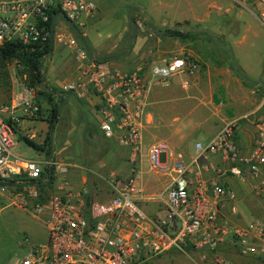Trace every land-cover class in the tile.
I'll return each mask as SVG.
<instances>
[{"label":"built area","instance_id":"2783aa9c","mask_svg":"<svg viewBox=\"0 0 264 264\" xmlns=\"http://www.w3.org/2000/svg\"><path fill=\"white\" fill-rule=\"evenodd\" d=\"M255 1L264 23V0ZM94 11V0H0V46L21 43L34 53L56 41L71 49L75 73L62 83V92L97 98L101 134L128 150L127 175L104 179L109 199L93 200L87 190L75 192L58 179L68 174L69 164L51 157L25 159L15 151L19 136L35 138L22 133V124L40 116L36 91L21 85L0 104V182L20 187L11 204L40 217L47 233L40 243L24 238L26 254L17 264H155L171 250L186 256L212 253L209 264H244L224 256L222 248L264 264V217L240 225L222 215L225 205L236 200L230 178L264 198V117L253 113L242 118L255 130L248 154L237 144L240 119L224 121L210 140L196 142L188 161L165 141L153 142L143 153L151 90L168 87L174 78L187 90L198 62L177 55L132 70L111 66L76 38L59 33V19L81 27ZM144 163L149 172L170 178L162 193H144ZM147 202L162 203L163 214L149 216L142 206ZM230 210L236 214L234 206Z\"/></svg>","mask_w":264,"mask_h":264},{"label":"rangeland","instance_id":"374dc122","mask_svg":"<svg viewBox=\"0 0 264 264\" xmlns=\"http://www.w3.org/2000/svg\"><path fill=\"white\" fill-rule=\"evenodd\" d=\"M94 4L95 11L91 17L84 19L83 26L77 29L81 35L86 34L84 40L88 51L99 60L104 58L108 63L113 61L114 66L121 70H132L141 63H162L170 57L186 55L199 65L189 79L187 90L180 87L179 78H174L168 87L151 90L148 108L151 122L143 130V153L150 143L167 141L170 138L169 125L176 124L175 119H178L184 125L183 134L188 135L187 143L193 154L196 141L207 142L224 121L249 111L241 108L238 112L234 101H228L227 89L256 90L260 97L263 96L258 82L264 84V23L256 18H259L256 1L94 0ZM57 24L62 26L59 33L65 38H76L65 20L59 19ZM186 28L199 31H190L193 39L184 42L165 34L167 29ZM114 41H119L115 50L107 54L116 44ZM19 63L14 60L7 65V85L0 80V104H6L13 91L21 85L27 86L28 76L20 72ZM75 67L72 50L54 41L52 51L41 59V83L30 86L38 93L42 106L38 118L43 119L30 125V132L37 136L36 144H42L48 133L46 119L52 105L58 110L59 120L51 133V146L37 151L17 138L15 151L25 159L45 160L51 157L56 161L75 162L89 171L85 172L86 187L96 189L100 184L99 175L108 178L111 172L123 170L122 176H125L128 165L111 158V152L121 150L112 140H109L108 151L99 154L97 147L92 146V136L85 130L87 124L98 128L91 107L86 100L62 92V83L74 75ZM236 71L255 83L244 85ZM47 92L51 93V102L43 96ZM78 136L88 146L78 145ZM173 143L176 151L180 152L182 141L176 139ZM143 172L141 185L144 193H162L169 177L149 172L145 163ZM11 191L12 187L0 185V264H17L26 254V247L22 244L24 238L40 243L45 241L47 234L40 217L11 204ZM147 203L142 205L147 213L159 206L158 202ZM236 217L244 222L250 219L243 211ZM204 253L212 259V253ZM204 253L196 251L186 256L171 250L157 258L155 264H209L210 260L206 263L201 257Z\"/></svg>","mask_w":264,"mask_h":264},{"label":"crops","instance_id":"0c3cea01","mask_svg":"<svg viewBox=\"0 0 264 264\" xmlns=\"http://www.w3.org/2000/svg\"><path fill=\"white\" fill-rule=\"evenodd\" d=\"M243 1H246V0H243ZM253 1L255 2V0H253ZM250 12L253 13L252 11H250ZM90 17L91 16H88V17H86V19H89ZM256 18L260 22H262L258 17H256ZM126 21H127V25H128V20H126ZM81 24L83 26V23H81ZM127 30H128V26L126 28V31ZM82 37L84 39L87 38L86 34H83ZM114 42H116V41H114ZM118 42H116V44L110 48V52H108L107 54H110L115 50ZM100 60L103 62H106V60H104V58H102ZM106 63H108V62H106ZM113 63H114L113 61H110L108 64L111 66H114ZM244 92H246V90L244 91V89H241V88L240 89H233V90L227 89V91H226L227 96L229 98L228 101H232V100L234 101V103L237 105L236 108H237L238 112H239V109H241V108L242 109H246V108L249 109L248 112H246V113L241 112V114H239L238 116L233 118V120H239L240 119L238 121V125H237V144H238V147L240 148V150L243 154H248L250 152V149L252 148V145H253V141L255 138V130H254L252 124L250 123V121L243 120L242 118L247 116V115H251L253 113L257 116L264 117V105H263L264 94L262 97H260L259 94H257L256 90H251V91L248 90L246 92L248 95L244 94ZM80 100H82V99H80ZM79 102H81V101H79ZM85 102L91 107V110H92L94 116L97 118V122H98V128L97 129H95L94 127L87 124L85 127V130H88L89 134L92 136V141H91L92 146L97 147L99 154H105V152L108 151L107 148H109L108 143H110V141H109V139H105L103 137V135L101 134V131H100V119H99V116L97 113L98 99L94 98V97H89ZM239 102H240V105L237 104ZM49 114H50V111H49ZM42 119L36 118L32 121L24 122L22 124V128H23L22 133H25L28 135L30 134L36 138L37 137L36 133L30 132L31 131L30 125H32L34 122H36L38 120H42ZM58 120H59V113H58L57 121ZM180 122H181L180 120L175 119L174 123H176V124H170L169 125L170 138L167 139V141H165V142H167L169 145H171L175 149L176 146L173 143V140L178 139V140L182 141L183 145L181 147L182 150L180 152L183 153L185 160L188 161L189 159H191L193 157V154L190 151L189 144L187 143V136L188 135L183 134V131L185 130V128L183 127L184 125H183V123H180ZM25 124H27V125H25ZM95 135H99V136H97L98 138H95ZM35 138L32 139L31 141L34 142ZM79 139H81V141ZM168 140H170V141H168ZM112 141L114 144H117L114 140H112ZM196 142H199V141H196ZM152 143H150V144H152ZM81 144H83V146H88L84 142L83 138H81V136H78V145H81ZM117 146H119V145L117 144ZM119 147L121 148L120 151L116 152L114 150L113 152H111V158H113L115 161L116 160L117 161H124V163H125L126 157L128 154V150L124 147H121V146H119ZM93 149L95 150V148H93ZM58 161H60L62 163H67L70 165L68 174L63 176V177L58 178L59 180L63 179L64 181H67L69 189H71L75 192L85 189L88 191L90 198L93 200L107 201L109 199V194L107 193L108 188H107V185L105 184V182L103 181L104 179H106L105 177L103 178L100 175L97 177V179H99V182H100L98 188H96V189H95V187L87 188L86 185H87L88 181H87V177H86L85 172H89V171L86 170V168L82 167L79 164H76L75 162L69 161V160L59 159ZM126 164H127V162H126ZM126 164H125V167H126ZM123 172H124L123 170H120L119 172H115V173L111 172L109 174V176L113 175V174L122 176ZM169 182H170V180H169ZM168 185H169V183H168ZM228 185L234 190V192L236 194V200L233 203H230V204L227 203L225 205V207L222 209V215L227 222L234 223V224L240 223V225H243V224H246L247 222H249L250 220H252L254 218L264 217V198L263 197L256 196L254 193H252L249 190L248 186L239 183L236 179L230 178L228 180ZM166 187H165V189H166ZM94 191H95V195H93ZM146 204H149V203H146ZM158 205L159 206L156 207L154 210H152V212H148L149 214L147 212L146 213L151 217H155L156 215L157 216L162 215L163 211H164L163 210L164 206L162 203H158ZM231 206L235 207L236 214H233L231 212V210H230ZM242 211L245 213V215L247 217L250 218L246 222L241 220V218L236 217L237 215L240 216V212H242ZM201 257L206 261V263L210 260V256L208 254L204 253V254H202Z\"/></svg>","mask_w":264,"mask_h":264},{"label":"trees","instance_id":"16d2710c","mask_svg":"<svg viewBox=\"0 0 264 264\" xmlns=\"http://www.w3.org/2000/svg\"><path fill=\"white\" fill-rule=\"evenodd\" d=\"M187 24V23H185ZM71 30L76 35V39L79 41L80 44L83 45V47L88 51V47L85 43L84 38L82 37L80 31L77 29V26L70 24ZM166 36L173 38L175 40H178L180 42L187 41L189 39H193V33L188 31V28L185 30H179V29H167L165 31ZM52 42H48L42 46L41 49L36 50V52L31 53L28 50L25 49V47L21 43H13L9 42L2 46H0V80L5 85L8 84V74H7V65L11 63L14 60H18L21 66V73H26L28 76V81H26L27 86H32L34 83L40 84L42 81V75H41V59L44 55L49 54L52 51ZM89 52V51H88ZM244 85H247L249 83L243 82ZM260 89L264 93V87L260 86ZM43 96H46L47 100L49 102L52 101L51 93L47 92V94H43ZM37 97L39 98V95L37 93ZM37 98L38 103L41 105L39 99ZM42 110V109H41ZM41 115V111H40ZM58 117V110L55 108L54 105H52L50 109V114L48 115V118L46 119L48 122V133L45 136V139L43 141V144H36L35 142L29 140L25 136H19L20 140H23L25 144L32 147L33 149L37 151H42L46 147L51 146V133L54 129V124L57 122ZM0 185L5 187H12V193H15L17 190H19L20 187L18 185L13 186L12 183L9 182H0ZM220 253H222L227 258L242 262L244 264H252L253 261L250 258H245L238 256L234 251L222 248L219 250Z\"/></svg>","mask_w":264,"mask_h":264},{"label":"water","instance_id":"95a60500","mask_svg":"<svg viewBox=\"0 0 264 264\" xmlns=\"http://www.w3.org/2000/svg\"><path fill=\"white\" fill-rule=\"evenodd\" d=\"M55 21V19H53V22ZM188 31H195L198 32L199 30L197 29H189ZM205 32H207L208 34L212 35L210 31L208 30H204ZM236 74L238 75V77L245 83H249V84H254L255 82L249 81L247 79H245L244 77H242L237 71ZM259 85H261L262 87H264V84L262 82H258Z\"/></svg>","mask_w":264,"mask_h":264}]
</instances>
